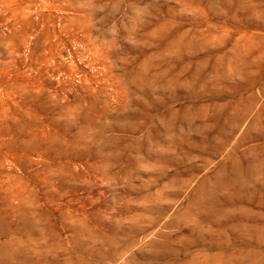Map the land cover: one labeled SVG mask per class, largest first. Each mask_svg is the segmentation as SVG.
<instances>
[{
	"label": "rangeland",
	"instance_id": "rangeland-1",
	"mask_svg": "<svg viewBox=\"0 0 264 264\" xmlns=\"http://www.w3.org/2000/svg\"><path fill=\"white\" fill-rule=\"evenodd\" d=\"M0 264H264V0H0Z\"/></svg>",
	"mask_w": 264,
	"mask_h": 264
}]
</instances>
